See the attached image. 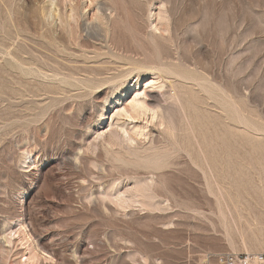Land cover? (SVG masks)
Segmentation results:
<instances>
[{
    "label": "rangeland",
    "instance_id": "obj_1",
    "mask_svg": "<svg viewBox=\"0 0 264 264\" xmlns=\"http://www.w3.org/2000/svg\"><path fill=\"white\" fill-rule=\"evenodd\" d=\"M259 200L264 0H0V264H202Z\"/></svg>",
    "mask_w": 264,
    "mask_h": 264
},
{
    "label": "bare ground",
    "instance_id": "obj_2",
    "mask_svg": "<svg viewBox=\"0 0 264 264\" xmlns=\"http://www.w3.org/2000/svg\"><path fill=\"white\" fill-rule=\"evenodd\" d=\"M163 7V6H162ZM163 9V8H162ZM159 14V13H158ZM163 14H165V13H163ZM157 15V14H156ZM163 16V15H162ZM166 16L167 15H165V16H163V17H160L158 20L160 21V20H162V22L164 21V23H166V20H167V18H166ZM154 18H155V16H154ZM155 18V19H156ZM157 21V20H156ZM167 22H168V20H167ZM164 23H162V24H164ZM159 25V24H158ZM157 25V26H158ZM157 26H153L156 30H159V27H157ZM161 27H164V26H161ZM160 27V28H161ZM163 29V28H162ZM159 30V31H161V32H163L164 33V31H168L167 30V28L166 29H163V30ZM155 31V30H154ZM156 32V31H155ZM160 32V33H161ZM157 33V32H156ZM159 33V34H160ZM160 35H162V33L160 34ZM55 39V38H54ZM53 40V39H52ZM56 40V39H55ZM54 40V41H55ZM9 45V44H8ZM11 47V46H10ZM6 48H7V46H6ZM8 49V48H7ZM6 49V50H7ZM11 50H12V48H11ZM10 50V51H11ZM9 51V50H8ZM7 53V52H6ZM11 53V52H10ZM12 53H13V51H12ZM8 54V53H7ZM12 56V55H11ZM13 57H15L14 55H13ZM21 62H22V60H21ZM154 68V67H153ZM160 68H162V67H160ZM159 70H162V69H159ZM170 78V77H169ZM172 82H175V81H172ZM178 83V82H177ZM175 86V85H174ZM176 92V91H175ZM141 92H136L135 93V95H134V97L127 103V104H125V105H123L120 109H118V114L120 113V114H124V115H126V116H128L129 118H131V119H135V118H137V117H139V116H141V115H147V114H149V112L150 113H152V117H154L155 118V116L157 115V112L155 111V110H153L152 108H150V106H149V104H148V102H146V99H145V93H143V95L144 96H141ZM179 100V99H178ZM151 118V117H150ZM153 119V118H152ZM122 132L123 133H125V134H127L126 135V140H128L131 144L133 143V142H135V141H137L138 140V136H142V135H144V132L141 130V129H139V128H137L136 126L134 127V128H131L130 130H128V129H125V128H122ZM207 163V162H206ZM218 190V191H217ZM216 191H217V193L216 192H214V194L217 196V204H218V207H219V211H220V214L222 215V217L225 219V220H227L226 218H225V216L226 215H228V216H230L232 219H233V214L234 213H237L238 215H241V214H243L242 212H244V207H242V204L241 203H239L238 201L237 202H235L236 204H234V201H231V204H229V203H226V200H220V198L218 197V196H224L223 195V193L221 192V190H220V188H219V185L217 186V189H216ZM121 194V193H120ZM124 196V195H123ZM122 199V198H121ZM260 201V200H259ZM260 202H262L263 203V201H260ZM258 204H260V203H258ZM262 206V205H261ZM254 207V206H253ZM263 208H264V203H263ZM251 209H252V207H251ZM226 210V211H225ZM255 210V209H254ZM259 213V212H258ZM262 213V212H261ZM257 215V214H256ZM262 215L264 216V211H263V213H262ZM262 216V217H263ZM257 217V219L255 220V221H257L256 223V225H257V227L256 226H253L252 225V223L255 225V221L254 222H251V221H248V223L251 225V226H253V227H255L254 229L255 230H253L254 232L252 233V235L250 236V239H249V242H248V240L246 241V240H244V242L246 241L247 243H249V244H247V246L245 247L244 246V248L245 249H247L248 250V252L250 251V250H257L258 248H260L259 246H261V244H262V229H261V227L263 226V223H264V220H263V218H260V216H259V218H258V215L256 216ZM229 221V220H228ZM234 222V221H233ZM235 223V222H234ZM263 228V227H262ZM264 235V234H263ZM263 238H264V236H263ZM243 242V243H244ZM249 245V246H248ZM31 254V256H28L27 257V260L29 261V260H32V259H39V252L37 251V249H36V247H32L31 248V252H30ZM46 259H50L49 257H45ZM26 260V261H27Z\"/></svg>",
    "mask_w": 264,
    "mask_h": 264
},
{
    "label": "built area",
    "instance_id": "obj_3",
    "mask_svg": "<svg viewBox=\"0 0 264 264\" xmlns=\"http://www.w3.org/2000/svg\"><path fill=\"white\" fill-rule=\"evenodd\" d=\"M202 264H264V248L255 254L230 251L210 254Z\"/></svg>",
    "mask_w": 264,
    "mask_h": 264
},
{
    "label": "crops",
    "instance_id": "obj_4",
    "mask_svg": "<svg viewBox=\"0 0 264 264\" xmlns=\"http://www.w3.org/2000/svg\"><path fill=\"white\" fill-rule=\"evenodd\" d=\"M225 252H229V251H225ZM217 253H224V252H217ZM217 253H213V254H217Z\"/></svg>",
    "mask_w": 264,
    "mask_h": 264
}]
</instances>
